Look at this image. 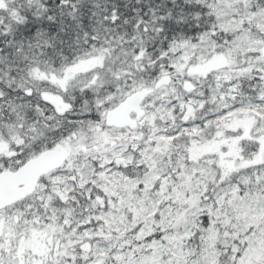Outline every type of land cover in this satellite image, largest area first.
<instances>
[{
    "label": "snow or ice",
    "instance_id": "6c2138e0",
    "mask_svg": "<svg viewBox=\"0 0 264 264\" xmlns=\"http://www.w3.org/2000/svg\"><path fill=\"white\" fill-rule=\"evenodd\" d=\"M0 264H264V0H0Z\"/></svg>",
    "mask_w": 264,
    "mask_h": 264
}]
</instances>
